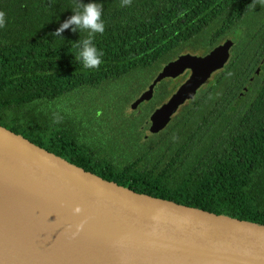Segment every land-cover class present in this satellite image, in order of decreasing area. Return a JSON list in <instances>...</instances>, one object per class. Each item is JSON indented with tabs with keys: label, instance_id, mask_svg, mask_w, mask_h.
<instances>
[{
	"label": "trees",
	"instance_id": "1",
	"mask_svg": "<svg viewBox=\"0 0 264 264\" xmlns=\"http://www.w3.org/2000/svg\"><path fill=\"white\" fill-rule=\"evenodd\" d=\"M81 2L103 5L105 31L93 41L104 54L98 70L84 69L74 55L75 42L87 32L70 27L63 39L51 35L74 15L78 0H0L6 14L0 28V125L137 193L264 224V7H249L253 0H132L125 7L121 0ZM227 37L235 42L230 63L145 146L135 127L124 124L121 102L120 126L110 113L105 122L121 134L100 129L101 137L89 136L88 143L67 120L54 125L45 106L36 110L113 82L137 90L126 104L149 73L184 53L204 55ZM165 83L156 92L163 103L177 87ZM132 134L133 149L114 159L111 151Z\"/></svg>",
	"mask_w": 264,
	"mask_h": 264
},
{
	"label": "water",
	"instance_id": "2",
	"mask_svg": "<svg viewBox=\"0 0 264 264\" xmlns=\"http://www.w3.org/2000/svg\"><path fill=\"white\" fill-rule=\"evenodd\" d=\"M233 43L229 38L205 57L183 55L163 69L157 81L191 76L152 115L154 133L224 67ZM152 94L153 86L131 109ZM12 200L49 215L65 246L17 234L26 225L10 214ZM0 206L6 209L0 211V264H264V224L137 193L2 125Z\"/></svg>",
	"mask_w": 264,
	"mask_h": 264
},
{
	"label": "rangeland",
	"instance_id": "3",
	"mask_svg": "<svg viewBox=\"0 0 264 264\" xmlns=\"http://www.w3.org/2000/svg\"><path fill=\"white\" fill-rule=\"evenodd\" d=\"M167 65L168 64L163 65L161 70L157 72L156 75L152 76L149 73L146 79L147 84L143 88H141L138 93L135 94L134 98L128 100L126 104L122 101L127 100L129 93L133 94L137 90L131 92L130 88H123L124 83L113 82L112 84L107 83L102 88L98 87L99 89H82L79 93H75L74 95L71 94L69 95V97L59 100L58 102H43L40 105L41 107L39 109L37 108L36 110L39 111L43 106H45V113L48 116L53 117V119H51L52 117L50 119L51 122L54 123V125H57V123L61 119L67 120L66 124L70 123L72 132H74L82 142L88 143L90 142L89 136H93L95 138L101 137L102 131H100V129H104L106 133L109 132V135L117 136L121 134V132L119 131L120 127H117L116 130L111 133L107 128L105 122L109 119L110 113L111 118L115 121L114 125L120 126V123H116V121H119L120 119L119 116H121H118L117 112L119 111L118 108H121V103H123L122 107H124V124L135 127V131H137L141 137V141H139V144L141 146H145L149 144V142H151V140L155 137V135H147V131L151 126L149 120L150 116L156 111V109L160 108L163 102H160L159 98L156 97L157 93L155 92V95L151 100L145 101L138 108H135L131 111L130 106L132 107L135 105L134 101L137 100L138 97L142 96L143 93H146L149 90L150 85H153L155 90H157L160 89V86L162 87L163 83H165L167 80H170V78H165L157 81V77L163 72V69ZM138 79L141 78L139 77ZM172 81L176 82V86L178 87L185 82L184 77ZM172 95L173 94L171 92L168 98H170ZM103 107H105L106 110H102ZM108 108H110V112L108 111ZM105 112L107 113V115L104 114ZM95 113H97L96 116ZM114 115L117 116V120ZM68 119H70V121H68ZM23 128H27V126H23ZM133 137L134 134H132V138L130 139L131 141L129 139H126L123 145H119V148L118 145L114 147V149L111 151V155L114 157V159L119 158L123 152H130L133 149ZM120 138L121 141H123V137L120 136Z\"/></svg>",
	"mask_w": 264,
	"mask_h": 264
},
{
	"label": "clouds",
	"instance_id": "4",
	"mask_svg": "<svg viewBox=\"0 0 264 264\" xmlns=\"http://www.w3.org/2000/svg\"><path fill=\"white\" fill-rule=\"evenodd\" d=\"M132 0H121V7L130 6ZM264 7V0H253V3L249 7H256V5ZM74 15L61 24V26L51 35L54 37L62 38V33L65 29L72 28L73 32H87V38L75 42V47L78 51L74 54L76 61L82 65L84 69L98 70L103 63V52L100 51L94 44V38L96 34H103L105 31V24L102 20L103 5L100 3H88L84 4L81 0H78L76 9H72ZM75 27H72V26ZM6 26V14L0 11V28ZM81 209L77 207L76 213H79Z\"/></svg>",
	"mask_w": 264,
	"mask_h": 264
},
{
	"label": "bare ground",
	"instance_id": "5",
	"mask_svg": "<svg viewBox=\"0 0 264 264\" xmlns=\"http://www.w3.org/2000/svg\"><path fill=\"white\" fill-rule=\"evenodd\" d=\"M10 202L12 205L10 214H12L17 221L26 225V229L17 231V234L29 237L34 243L47 244L56 249H61L65 246L58 237L59 233L57 227H55L49 215L32 205L20 204L14 200ZM5 210L6 209L0 206V211Z\"/></svg>",
	"mask_w": 264,
	"mask_h": 264
},
{
	"label": "flooded vegetation",
	"instance_id": "6",
	"mask_svg": "<svg viewBox=\"0 0 264 264\" xmlns=\"http://www.w3.org/2000/svg\"><path fill=\"white\" fill-rule=\"evenodd\" d=\"M229 38H231V37H227L221 44H219L218 46H216L215 48H213L210 52H212L214 49H216L217 47H219V46H221V45H223V44H225V42L229 39ZM234 41V40H233ZM235 46V42L233 43V45H232V47L230 48V57H229V59H228V61H227V63H225V65H224V67L222 68V69H220V70H218V71H215V72H213L212 74H211V77L209 78V80L205 83V84H203L198 90L200 91L207 83H209L211 80H213V78L215 77V75L217 74V73H220L224 68H225V66L226 65H228L229 63H230V61H231V58H232V49H233V47ZM210 52H208V53H206V54H204V55H194V54H191V53H184V54H182L181 56H183V55H192V56H197V57H205L206 55H208ZM181 56H179V57H181ZM178 57V58H179ZM177 58V59H178ZM176 60V59H175ZM261 72H262V70L259 68L257 71H255L254 73H253V76L251 77V78H249V81L248 82H246L245 83V86H244V88H243V91H242V95L244 96L245 94H247L248 92H249V86L251 85V84H253L254 83V80H255V76H260L261 75ZM191 76V73L189 72V73H187L185 76H182V77H184V81H186V80H188L189 79V77ZM179 78H181V77H179ZM178 79V78H177ZM170 80H176V79H170ZM183 84V83H182ZM151 86H153V85H150V87H149V89L151 88ZM181 86V85H180ZM179 86V87H180ZM178 86L176 87V90L174 91V93L177 91V89L179 88ZM197 90V93H196V95L198 94V91ZM149 91V90H148ZM155 92H157V90H155V88H154V86H153V94H152V97L155 95ZM173 93V94H174ZM144 94V93H143ZM142 94V95H143ZM142 96H140V97H138L137 98V100H135L134 101V103L136 104L138 101H139V99L141 98ZM152 97H151V99H152ZM151 99H149V100H151ZM168 99L169 98H167V101H168ZM149 100H146V101H149ZM167 101H165L164 103H166ZM145 101H141V102H139L138 104H137V106L136 107H134L133 109H131V106H130V109H131V111L132 110H134L135 108H138L139 106H141V104H143ZM164 103H162L161 104V106L164 104ZM189 104V103H188ZM188 104H184V105H182V106H180L179 108H178V110L172 115V117L170 118V122L172 121V119L177 115V114H179V112L185 107V106H187ZM132 105V104H131ZM160 106V107H161ZM157 110V109H156ZM155 113V112H154ZM153 113V114H154ZM153 114H151V116H150V123H151V126H150V128H149V130L147 131V135L148 136H153V135H158L159 133H161L163 130H161V131H159V132H157V133H154L151 129H152V127H153V122H152V120H151V117H152V115ZM169 122V123H170Z\"/></svg>",
	"mask_w": 264,
	"mask_h": 264
}]
</instances>
